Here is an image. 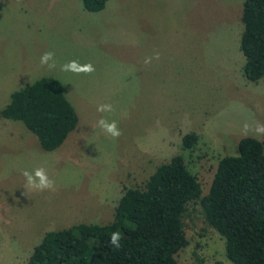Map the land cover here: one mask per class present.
Listing matches in <instances>:
<instances>
[{"label": "rangeland", "instance_id": "374dc122", "mask_svg": "<svg viewBox=\"0 0 264 264\" xmlns=\"http://www.w3.org/2000/svg\"><path fill=\"white\" fill-rule=\"evenodd\" d=\"M148 1L154 3L108 0L90 13L81 0H0V100L15 85L51 78L77 116L74 130L51 152L18 121L11 122L36 149L32 142L25 152L7 154L0 141V264H24L47 231L106 225L122 188L140 187L173 155L183 157L204 195L218 159L237 156L241 138L263 137L254 128L264 124V76L251 82L241 73L243 0H165L168 8ZM46 52L54 54V69L40 63ZM72 60L95 71H61ZM100 104L114 111L98 112ZM102 117L117 121L119 138L101 131ZM187 132L197 142L182 151ZM37 167L54 190L25 187L21 173ZM183 232L187 245L175 264H230L197 206H188Z\"/></svg>", "mask_w": 264, "mask_h": 264}, {"label": "trees", "instance_id": "16d2710c", "mask_svg": "<svg viewBox=\"0 0 264 264\" xmlns=\"http://www.w3.org/2000/svg\"><path fill=\"white\" fill-rule=\"evenodd\" d=\"M107 1L81 0L82 9L98 12ZM240 22L241 73L257 82L264 76V0H243ZM0 116L20 122L46 152L58 149L77 123L60 83L51 78L12 92ZM196 142V134L187 132L180 149L191 151ZM236 147L237 156L218 159L204 195L183 157L173 155L140 187L122 188L109 223L47 231L24 264H175L187 245L183 218L190 205L221 237L230 264H264V135L241 138ZM117 231L118 249L109 242Z\"/></svg>", "mask_w": 264, "mask_h": 264}, {"label": "clouds", "instance_id": "9594fccd", "mask_svg": "<svg viewBox=\"0 0 264 264\" xmlns=\"http://www.w3.org/2000/svg\"><path fill=\"white\" fill-rule=\"evenodd\" d=\"M53 53L52 52H46L44 53L40 58L41 65H47L49 70L54 69L56 67V63L53 59ZM156 59H159V54H156ZM49 61H52V63H49ZM151 58H148L145 60V63H150ZM61 71L64 72H73L76 74L85 73V74H91L95 71L94 66L91 63L87 64H80L76 60L69 61L61 66ZM98 112H112L114 111L113 106L111 104H100L97 106ZM97 126L101 129L102 132L106 133L107 135L111 136L112 138H119L121 133V130L118 127V123L115 120L108 121L105 118H100L97 121ZM250 130V125L245 123L242 129V134L247 135ZM254 132L258 135H264V124L257 123ZM26 180L25 187L30 188L33 190H54L55 182L49 178L47 175L45 169L43 167H37L32 172L28 170H24L21 173ZM121 233L120 232H113L110 235V244L115 248H120V240H121Z\"/></svg>", "mask_w": 264, "mask_h": 264}, {"label": "crops", "instance_id": "0c3cea01", "mask_svg": "<svg viewBox=\"0 0 264 264\" xmlns=\"http://www.w3.org/2000/svg\"><path fill=\"white\" fill-rule=\"evenodd\" d=\"M142 1L148 2L147 4L142 3V6L150 5V4L154 3L153 1L149 2L148 0H142ZM157 1H158L157 6H160L161 8L171 7L170 2H167L165 0H157ZM130 4H132V3H128L127 5L129 6ZM141 9L143 11L144 9H147V8L143 7ZM232 23L235 24V20H233ZM237 44H238V42H237ZM235 50H236V48L234 49V52H235ZM236 52H237V50H236ZM24 86H25V84H23L21 86L15 85V90H13L12 92H14V91H16L19 88L24 87ZM12 92H10V90H9L7 92V94L5 95V98H3V100H0V106H1L0 111L8 103L9 96ZM0 118L3 120H6V119L2 118L1 116H0ZM24 134H25L24 128H20L19 126H17L16 123H12L10 120H6L5 124H3V123L0 124V138L2 139L0 141L2 142V146L4 145L3 151H5V153H7V154H15V152L17 150L20 152H25L28 150L29 145H31L32 142H33L34 148L36 149V146H35L36 144L34 141L31 140V138L25 139L27 141V143H24V142L22 143V140H24V136H23ZM35 141L37 142L36 138H35Z\"/></svg>", "mask_w": 264, "mask_h": 264}]
</instances>
